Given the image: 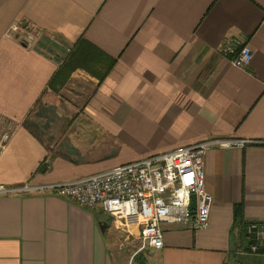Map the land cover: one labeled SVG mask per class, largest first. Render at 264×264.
Returning a JSON list of instances; mask_svg holds the SVG:
<instances>
[{
    "label": "crops",
    "instance_id": "1",
    "mask_svg": "<svg viewBox=\"0 0 264 264\" xmlns=\"http://www.w3.org/2000/svg\"><path fill=\"white\" fill-rule=\"evenodd\" d=\"M233 40L250 48L249 66L223 53ZM9 126L7 188L208 138L247 144L207 153L210 226L162 224L161 250L55 192L0 196V264H264L233 231L238 204L246 222H264V0H0V133Z\"/></svg>",
    "mask_w": 264,
    "mask_h": 264
},
{
    "label": "built area",
    "instance_id": "2",
    "mask_svg": "<svg viewBox=\"0 0 264 264\" xmlns=\"http://www.w3.org/2000/svg\"><path fill=\"white\" fill-rule=\"evenodd\" d=\"M19 32L20 27L16 24L7 35ZM34 40L35 37L30 36L25 43L29 45ZM222 51L238 66H249L253 59L250 48L235 40L225 42ZM15 129L9 126L0 133V156L13 138ZM246 144V140L208 138L70 182L21 188L0 185V196L33 191L55 192L81 206L102 209L121 222L122 229L129 234L136 230L141 241L140 250H161L164 247L162 224L192 230H205L210 226L214 198L206 188L207 153L215 148L244 147ZM192 196L196 198L194 210L191 209ZM246 236V252L264 259V222L249 221Z\"/></svg>",
    "mask_w": 264,
    "mask_h": 264
},
{
    "label": "trees",
    "instance_id": "3",
    "mask_svg": "<svg viewBox=\"0 0 264 264\" xmlns=\"http://www.w3.org/2000/svg\"><path fill=\"white\" fill-rule=\"evenodd\" d=\"M74 63V58L69 57L68 60H64L63 65H72ZM42 171V170H41ZM248 222L245 220L244 215V205L238 204L234 207V224H233V231L237 230L239 238L243 243H246L247 236H246V228H247Z\"/></svg>",
    "mask_w": 264,
    "mask_h": 264
},
{
    "label": "rangeland",
    "instance_id": "4",
    "mask_svg": "<svg viewBox=\"0 0 264 264\" xmlns=\"http://www.w3.org/2000/svg\"><path fill=\"white\" fill-rule=\"evenodd\" d=\"M30 36L34 37L33 35H30V34L27 35V37H30ZM43 41H45V38L42 37V36H40V42H42L43 44H47V45H48V43H50V42L54 43V42H53L52 40H50V39H49L48 43H47V42H43ZM138 247H139V246H138ZM138 247H136V248H138Z\"/></svg>",
    "mask_w": 264,
    "mask_h": 264
},
{
    "label": "water",
    "instance_id": "5",
    "mask_svg": "<svg viewBox=\"0 0 264 264\" xmlns=\"http://www.w3.org/2000/svg\"><path fill=\"white\" fill-rule=\"evenodd\" d=\"M195 200H196L195 196H192L191 209H193V210L196 208Z\"/></svg>",
    "mask_w": 264,
    "mask_h": 264
}]
</instances>
